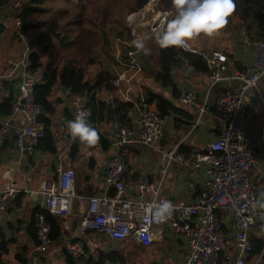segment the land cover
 I'll list each match as a JSON object with an SVG mask.
<instances>
[{"label":"built area","instance_id":"2783aa9c","mask_svg":"<svg viewBox=\"0 0 264 264\" xmlns=\"http://www.w3.org/2000/svg\"><path fill=\"white\" fill-rule=\"evenodd\" d=\"M158 3L159 0H144L140 9L125 17L131 37L128 41H121L126 48L124 55L117 56V61L123 70L112 78L110 84L119 89L126 100L129 99V88L122 92L123 84L129 83L133 75L142 70L141 52L132 41L141 35L155 40L154 34L169 21L171 11L157 8ZM19 5V0L8 1L10 10ZM261 12L264 14V9ZM14 23L17 28L20 26L19 17H14ZM248 41L253 52V63L248 71L234 67L221 50L205 51L191 40L187 47L182 48L200 55L208 70V82L202 96L191 89H184L176 97L180 107L193 111L189 124L183 123L182 126L194 129L205 115H210L219 125L217 136L212 141L189 153L180 151L178 144L160 146L168 118L161 116L153 104L146 103L139 95L140 99L134 103V126L119 118V110L112 113L113 152L103 177V187L100 192L86 196L77 194L75 172L66 163L72 145L78 139L71 137L66 125L75 118L78 110L90 113L88 120L92 125V107L86 93L69 94L71 116L63 117L55 132L56 143L62 142V147L54 153V175L42 180L38 189L42 211L36 213L34 234L39 254L29 264H40V254L45 253L52 243L51 225L46 214L68 216L75 199H80L83 206L77 221L81 233L94 231L115 242L134 239L148 247L156 240L157 231L162 229L183 239L185 247L181 264H247L246 257L252 250L250 233L264 224V197L252 180L253 170L261 166L259 151L264 152V119L256 138L248 122L252 98L257 96V101L264 103L259 88L264 79V31L261 37L249 38ZM30 50L28 42L24 41L20 56L13 62L21 69L17 88L12 93L10 112L12 116L21 117L12 126L15 152L19 155L24 152L25 142L28 150L32 149L45 134L44 124L39 121L42 109L33 99V88L40 75L27 69ZM130 71L133 74H129ZM10 127L8 120L0 122V148ZM133 142L157 151L156 180L139 175L130 185L125 183L130 168L120 151ZM173 164L200 173L199 192L189 203L171 201L162 194V183ZM18 190L16 184L0 187V219L6 213L8 196ZM163 200L172 203L173 211L165 221L157 222L145 209L153 202ZM85 253L86 242L76 232L66 237L59 250V254H67L74 260ZM262 259L264 247L254 264ZM100 264L122 263L105 259Z\"/></svg>","mask_w":264,"mask_h":264},{"label":"crops","instance_id":"0c3cea01","mask_svg":"<svg viewBox=\"0 0 264 264\" xmlns=\"http://www.w3.org/2000/svg\"><path fill=\"white\" fill-rule=\"evenodd\" d=\"M241 1V6H236V8L246 13L247 17L245 18V25H247V23L251 22L254 17L252 11L260 9L261 12V9H264V0ZM246 7H248L249 10ZM6 11H8V3L6 7H0V20L5 24V29L0 35V101L7 94H12L17 88L21 69L13 65V62L18 59L22 45L24 41H27L25 36L15 37L13 35L15 23L6 16ZM123 21L125 22V18ZM124 24L126 28L125 30L130 31L126 26V22ZM263 28L264 22L263 24L253 22L251 28L247 31L249 34H247L244 29H241L243 31L242 33L231 38L229 37L230 42L220 46L228 49L232 59L229 58L227 54L226 55L234 67L236 66L233 62L237 61L241 68H236L244 71L251 69L253 52L248 40L256 35H262ZM191 41L197 46L203 48V46L200 45L201 43L199 44L197 38H194ZM123 47L126 48L125 46ZM35 51L38 53L39 59L43 60L39 51ZM121 53L124 54V51L122 52L115 45L114 61H116L117 64L110 65L106 68L110 75L108 81L109 84H107V86L103 85L95 88L96 99L110 103L118 98L135 103L144 87L157 90L163 93L166 97L173 98L174 102H176L175 100L179 92L184 89H191L200 96L205 93L206 83L208 82V73L195 72L189 66L184 75L177 76V94L175 98L172 95V89L157 86L153 82L151 74V71L155 67L151 66L152 64L150 65L149 57L152 54V51L150 50V54L148 55L141 52L140 60L142 63V73L139 79L124 83L122 86V92L126 88H129L127 94L129 99L126 100L121 96L120 90L112 87L110 84L111 78L123 70V66L117 61V56ZM101 71L102 70L97 67H87V77L94 80L98 72ZM5 81L10 82L9 86H4ZM263 84L264 79L259 84L260 91H262L264 97ZM52 96L57 100L56 111L52 116L53 131L55 133L58 125L61 123V119L63 117H68L65 115L64 111L67 110L71 115L69 102L70 95L62 86L56 85L53 88ZM114 110H119V118L121 120L125 121L130 126L135 125L134 106L129 110H124L122 108H116L113 103H111L110 108L104 113L105 120L98 123L99 131L106 136L110 143H112V113ZM185 113H187V115L179 116L180 121L177 122L178 125L181 124L182 126L183 123L189 124L191 121L193 111L191 109L185 110ZM20 118L21 117L17 115H0V122L8 120L11 124L0 148V187L16 184L19 188L18 191L8 196L6 200V213L0 219V248H6V250L2 251L0 254L1 264H20V261L18 260L19 258H17L18 255L26 256V264H29L31 259L39 254L36 249V239L34 234L36 213L42 209L41 196L38 189L42 180L54 175V153L50 154L35 147L29 149L27 154L23 152L19 155L15 152L12 126L18 123ZM256 119H264V103L260 101L250 103L248 108L249 128L254 138L258 136L257 130L262 124L260 122L256 127H253L251 120L256 123ZM184 129L176 140L171 144L167 143L166 146L183 143L188 146L189 151L200 150L217 136L219 125L210 115H205L202 122L197 127L194 129L186 127ZM160 146L164 145L160 144ZM60 147H62V142L58 141L57 150ZM112 152V144L107 149H103L97 144L89 146L79 142L76 155L73 157L69 156L66 160L67 166L72 168L75 172V186L76 192L79 196L98 193L102 190L103 177ZM120 153L128 162L130 168L129 173L125 177V183L127 185H130L139 175H146L153 181L156 180L158 153L155 149L142 143L133 142L123 146ZM259 157L261 159V166L259 169L253 170L252 180L255 188L260 191L261 196L264 197V152L262 150L259 151ZM200 179L199 172H194L186 167L173 164L169 169L166 179L162 183V194L165 199L189 203L194 200L199 192ZM82 208L81 200L75 199L68 216H54L60 223L61 235L58 240L52 241L45 253L40 254V264H96L95 262L97 261L99 253L118 251L114 248V245L117 243L129 244L128 249H142L134 239L115 242L94 231H85L83 233L78 231L77 221L79 220ZM259 228L260 227L254 228L252 232L257 234ZM73 232H76L86 242V253L77 260H74L67 254H59V250L63 245L64 240ZM259 235L263 236L264 233L261 231L259 232ZM184 247L185 244L182 238L171 235L167 230L159 229L157 231L156 240L150 245V247L144 250H146L149 255H152L153 259L163 255H166V257L169 258L171 257V254L180 252L177 259L178 264H181ZM256 261L257 260H255V262ZM259 263L264 264V259L260 260L257 264ZM130 264L141 263L131 261Z\"/></svg>","mask_w":264,"mask_h":264},{"label":"trees","instance_id":"16d2710c","mask_svg":"<svg viewBox=\"0 0 264 264\" xmlns=\"http://www.w3.org/2000/svg\"><path fill=\"white\" fill-rule=\"evenodd\" d=\"M9 0H0V7H6ZM90 0H20V5L6 11V16L14 23V17H19L20 26L15 30L13 35L19 37V34L25 36L28 41L29 48L31 50H37L39 53H48L49 55L40 60L39 57L31 62L27 69L32 73L40 75V80L34 85L33 99L34 102L40 106L42 113L39 115V121L44 124L45 134L44 137L38 141L35 148L45 151L47 153H55L57 150V143L55 133L53 131V119L52 116L56 111L57 100L53 98L52 91L54 86L60 85L68 91V94L74 93H86L89 96V104L92 107V126L97 130L99 134V142L97 145L103 149H107L111 143L98 129V123L105 120V111L110 108V104L116 108H122L129 110L134 106L133 102L124 101L122 99H114L108 103L95 97V88L99 86H107L110 79L108 72H98L94 80L87 77V68L81 63V56L83 52H78L76 45L83 44L84 34L87 27H83L81 30H76L71 26H78L80 21L79 13H72L71 7H76L79 10H83L86 7L87 2ZM60 6H55V3ZM236 6H241V0H234ZM160 8L168 9L171 11L169 20L174 16V8L172 7L171 0H159ZM142 6L140 0H135L130 6V11L137 10ZM248 10L249 8L246 7ZM246 9V10H247ZM253 19L251 22L244 23L242 29L247 31L251 28L252 23L264 22L263 13L260 9L252 11ZM71 17L70 19H68ZM70 26V27H68ZM80 27V26H79ZM97 26L91 32V38L95 37L99 30ZM74 28V29H73ZM5 26L3 21L0 20V35L3 33ZM264 31V28H263ZM263 34V33H262ZM200 36V35H199ZM198 36V37H199ZM262 35H256L258 38ZM197 40H199V38ZM52 38L56 40L52 45L48 39ZM88 38L87 40H89ZM154 41L152 38L149 39ZM84 46V45H83ZM229 58L232 59L230 52L226 47H221ZM84 49V47H83ZM205 51H210L213 48L204 46ZM79 55V56H78ZM150 59H153L155 68L151 71L153 82L161 88L172 89V95L175 98L177 94V76L184 75L187 67H191L195 72L208 73L206 63L204 59L196 54L180 47L161 48L155 43V48L152 51ZM236 67H239L237 61L233 62ZM10 82L5 81L4 86H9ZM141 97L146 103L153 104L159 114L163 117H171L174 124L179 122V116H185L187 113L175 103L171 102V98L166 97L163 93L153 90L149 87L142 88ZM140 97H138V100ZM12 94L9 93L4 96L0 101V115L6 116L11 112ZM65 115L70 117V113L67 110L64 111ZM261 116V114H260ZM162 140V139H161ZM79 140L72 145L70 157H73L78 152ZM96 145V144H95ZM180 151L189 153L188 146L180 143L178 146ZM42 211V210H40ZM47 220L50 222L51 240H58L61 235V228L59 221L51 214H46ZM250 240L252 242V250L246 257V262H254L260 255L264 247V236L251 232ZM142 249L148 247L138 244ZM6 248H0V254ZM20 264H26V256L18 255ZM21 258V259H20ZM117 260L119 259L123 263V256L120 251H111L108 253L101 252L98 255L96 264H100L103 260Z\"/></svg>","mask_w":264,"mask_h":264},{"label":"rangeland","instance_id":"374dc122","mask_svg":"<svg viewBox=\"0 0 264 264\" xmlns=\"http://www.w3.org/2000/svg\"><path fill=\"white\" fill-rule=\"evenodd\" d=\"M20 1V0H19ZM135 0H90L86 1V7L83 10H79L76 7H71L72 13H79L81 23L74 27L76 30H81L83 27H87L84 34V41L83 44H77L76 48L77 51L83 52L85 51L83 56H81V63L87 67H97L100 68L102 73L107 72V67L110 65H116L117 62L114 61L115 58V45L124 53L125 48L121 41H128L130 39V31H126L125 29V22L123 19L132 11H130V6L132 2ZM142 2V6L144 0H140ZM146 2V0H145ZM55 6H60L57 2ZM160 4L158 3L157 8H160ZM246 13L241 11L240 9L235 10V12L228 18L227 25L219 30L218 33L212 36H206L201 34L199 38V44L201 46H207L209 48H217L218 50H222L220 47L225 43H229V37L237 36L238 34L242 33V25L246 22ZM69 17L68 19H70ZM97 30L99 33L96 34L95 37L91 38L92 30L97 26ZM80 26V27H79ZM83 26V27H82ZM70 27V26H68ZM73 28V29H74ZM107 34V37H106ZM90 38L89 40H87ZM49 43L52 45L56 40L52 38L48 39ZM84 45V46H83ZM84 47V49H83ZM147 47L153 51L155 48L154 41L147 40ZM49 54L46 52L41 53L42 59H45ZM121 55H124L121 53ZM79 56V55H78ZM150 58V57H149ZM152 64V65H151ZM150 65L155 67V63L153 59H150ZM145 72V70H144ZM141 71L134 74L131 81L139 79L141 75ZM129 74H133L132 71ZM90 75V74H89ZM112 80V78H111ZM110 80V83H111ZM109 84V83H108ZM264 88V84L262 85ZM57 95V94H54ZM176 106L180 107L178 103L174 102ZM181 109L190 110L187 107H180ZM253 117V116H252ZM259 121V122H258ZM262 123L263 120L256 119V123L251 120V124L253 127H256L258 123ZM185 127L181 126V124H174L171 120V117L167 119V127L164 133V136L160 142L161 145L166 146L167 143L171 144L177 137L180 135L182 130ZM259 129V128H258ZM185 130V129H184ZM258 131V130H257ZM260 229L262 232L264 231V224L261 225ZM226 232V229H225ZM129 244L127 243H120L115 244L114 248L121 252L123 256V263L119 260L122 264H130L131 261H135L136 263L141 264H178V254L180 252H176L171 254V257L167 258L166 255L158 256L157 258L153 259L152 255H149L146 250L140 248H132L128 249ZM132 257V259H131ZM255 262V261H254ZM254 262L250 264H254ZM260 264V263H259ZM262 264V263H261Z\"/></svg>","mask_w":264,"mask_h":264},{"label":"clouds","instance_id":"9594fccd","mask_svg":"<svg viewBox=\"0 0 264 264\" xmlns=\"http://www.w3.org/2000/svg\"><path fill=\"white\" fill-rule=\"evenodd\" d=\"M174 16L167 25L154 34L155 43L161 48L187 47L188 42L201 34L212 36L224 28L228 18L235 12L234 0H171ZM148 35L138 36L132 41L138 52L150 54ZM90 113L78 110L75 118L67 122L68 133L85 145L99 142V134L88 120ZM168 200L153 202L145 209L155 221H165L173 211Z\"/></svg>","mask_w":264,"mask_h":264},{"label":"water","instance_id":"95a60500","mask_svg":"<svg viewBox=\"0 0 264 264\" xmlns=\"http://www.w3.org/2000/svg\"><path fill=\"white\" fill-rule=\"evenodd\" d=\"M37 58H38V53L35 50H30L28 52V54H27V60H28L29 63L33 62ZM257 100H258V97L255 96V97L252 98L251 103H255V102H257ZM171 102L174 103V99L173 98H171ZM23 146L25 148L24 149V153L27 154L28 153V144L25 142Z\"/></svg>","mask_w":264,"mask_h":264}]
</instances>
